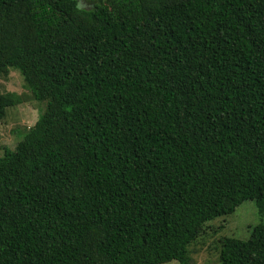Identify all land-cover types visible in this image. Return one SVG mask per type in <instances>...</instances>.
<instances>
[{"label":"trees","instance_id":"16d2710c","mask_svg":"<svg viewBox=\"0 0 264 264\" xmlns=\"http://www.w3.org/2000/svg\"><path fill=\"white\" fill-rule=\"evenodd\" d=\"M78 1L0 0V264H264V0Z\"/></svg>","mask_w":264,"mask_h":264},{"label":"rangeland","instance_id":"374dc122","mask_svg":"<svg viewBox=\"0 0 264 264\" xmlns=\"http://www.w3.org/2000/svg\"><path fill=\"white\" fill-rule=\"evenodd\" d=\"M79 6L82 8L92 7L91 0H79ZM0 91L15 92L22 94L24 102L17 107L9 108L8 115L0 122V156L4 153L5 147L14 148L23 136L26 128L33 126L39 119L43 105L33 99H28L29 93L25 86L24 78L18 69L11 68L7 76L0 77ZM228 232L233 231L237 236L247 239L250 236L251 229L260 223L258 209L255 201L248 200L240 205L235 213L230 216L218 218ZM213 223V222H210ZM219 223V222H218ZM217 225V224H216ZM208 242L205 241L204 244ZM202 244L194 245L192 251H196ZM216 260L213 255L208 256L206 252H196V264H214L208 263L209 258ZM165 264H181L178 261H170Z\"/></svg>","mask_w":264,"mask_h":264}]
</instances>
